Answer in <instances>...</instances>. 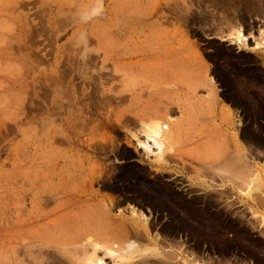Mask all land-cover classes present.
<instances>
[{
	"label": "rangeland",
	"instance_id": "obj_1",
	"mask_svg": "<svg viewBox=\"0 0 264 264\" xmlns=\"http://www.w3.org/2000/svg\"><path fill=\"white\" fill-rule=\"evenodd\" d=\"M9 241L42 262L264 264V0H0Z\"/></svg>",
	"mask_w": 264,
	"mask_h": 264
},
{
	"label": "bare ground",
	"instance_id": "obj_2",
	"mask_svg": "<svg viewBox=\"0 0 264 264\" xmlns=\"http://www.w3.org/2000/svg\"><path fill=\"white\" fill-rule=\"evenodd\" d=\"M95 12V11H94ZM208 87V86H207ZM164 113V112H163ZM171 113V112H170ZM229 114V113H228ZM152 125H153V123H152ZM150 127V126H149ZM151 127H153L151 130H153V129H160V127L158 126V124H154L153 126H151ZM160 131V130H159ZM151 133L153 134V136H156V137H158V138H161V135L159 136V132L158 131H156V130H153V131H151ZM153 136H151V137H153ZM168 138V137H167ZM170 138V137H169ZM166 140V139H165ZM162 145H163V147H162ZM164 146H165V143L164 142H159V151L161 152V149L162 148H164ZM142 147H144V146H142ZM163 151V150H162ZM232 157V156H231ZM219 158H221V156L219 157ZM228 162H230V161H228ZM231 162H232V160H231ZM205 164V163H204ZM229 164V163H228ZM220 165V164H219ZM215 166V165H214ZM216 167V166H215ZM211 169V168H210ZM206 171V170H205ZM206 173V172H205ZM216 192V191H215ZM220 217V216H219ZM216 218H218L217 216H216ZM220 219V218H219ZM83 234V233H82ZM81 235V234H80ZM79 238H80V236L79 235H77ZM77 236H74V237H77ZM81 237H82V235H81ZM79 238H75V239H77V240H79ZM34 239V238H33ZM81 239V238H80ZM71 240V239H70ZM69 240V241H70ZM72 240H73V238H72ZM13 241V240H12ZM12 241H9L8 242V244L7 245H5L4 247L5 248H3V246L2 247H0V264H29L30 262V264H70V263H68V260H69V258H68V260H67V258H63V260H59V259H56V260H54L50 255H48V257L47 258H44V262H42V261H39L38 260V258L34 255V252L36 251H34L33 252V248L31 247V246H34V243L32 244V245H28V243L27 244H24V243H22V242H17V241H15V242H17V243H14V242H12ZM21 241H22V239H21ZM12 242V243H11ZM35 242V241H34ZM77 241H75V240H73V243H76ZM48 243V242H47ZM69 243H71V242H69ZM46 245V244H45ZM48 245V244H47ZM47 245H46V247H47ZM162 245V244H161ZM44 246V245H43ZM43 246H42V248H43ZM52 246V245H51ZM50 246V247H51ZM35 248V247H34ZM49 248V247H48ZM81 248V247H80ZM83 248V247H82ZM94 248H95V246H94ZM100 248V247H99ZM60 248L58 247V250H59ZM62 249V248H61ZM16 250H21V251H24V252H26L27 254H28V256H25V255H23V254H20V255H22V256H25L23 259H20L19 260V258H17V256L14 254V252H16ZM64 250H66V249H64ZM63 251V250H62ZM78 251V250H77ZM81 252V251H80ZM123 252V251H122ZM48 254H50V252L48 253ZM52 254V253H51ZM67 254V253H66ZM65 254V255H66ZM44 255V254H43ZM54 255V254H53ZM155 255H158V254H155ZM55 256V255H54ZM159 256V255H158ZM163 256V255H162ZM44 257V256H43ZM46 257V256H45ZM59 257H61V255H59ZM119 257V256H118ZM62 258H60V259H62ZM78 258V257H77ZM84 258V257H83ZM173 258V257H172ZM72 260V259H71ZM81 260V259H80ZM172 260V259H171ZM78 261H79V259H78ZM70 262V261H69Z\"/></svg>",
	"mask_w": 264,
	"mask_h": 264
}]
</instances>
